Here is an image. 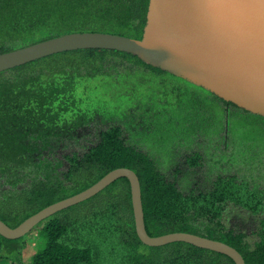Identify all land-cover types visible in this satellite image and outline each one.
<instances>
[{"label":"trees","instance_id":"trees-1","mask_svg":"<svg viewBox=\"0 0 264 264\" xmlns=\"http://www.w3.org/2000/svg\"><path fill=\"white\" fill-rule=\"evenodd\" d=\"M107 1L117 3V9ZM97 4L103 9H96ZM148 6L149 0H0V53L57 36L50 35L46 27L56 24L72 27L78 22L79 31H109L141 38ZM85 25L92 27L84 29ZM25 40L29 43L24 44ZM69 52H78L79 58H60ZM117 58L128 63H134V59V66L147 70L141 74V83L153 86L161 77L167 86L166 79L172 76L173 83H189L130 53L99 48L67 50L39 58L54 59L55 67L35 69L28 62L0 72V218L16 227L44 207L92 186L109 171L129 167L140 179L150 235L195 233L234 246L246 264H264V185L241 172L243 160L230 137L223 144V159L216 157L219 150L215 148L211 149L213 158L205 157L208 151L204 147L208 149L209 141L199 136L203 146L185 150L182 165L169 173L137 144L139 141L130 139V129L119 122L104 127L98 143L88 151L79 154L71 149L73 142L79 143V128L99 119L106 121L114 116L115 109L124 114L127 103L113 107L96 92L99 84L106 87L109 72L118 69L110 63ZM58 72L71 73L65 87L69 94L77 84L74 74L82 81L81 88H75L72 94L77 93V97L67 100L68 104L58 101V85L49 89L41 85L54 82L48 77ZM204 89V93L210 92ZM85 114L91 117L83 121ZM40 123L48 128L43 129ZM127 123L133 125L134 121ZM60 144L68 152L58 156ZM65 160L69 168L62 178L60 169ZM208 160L220 168L209 170ZM184 177L194 179L188 189L182 186ZM76 206L87 207V212L78 215L70 209L74 206L67 207L69 210L42 220L24 236L9 239L0 234V264H235L225 254L187 242L162 246L143 243L136 233L126 177ZM29 238L35 241L34 250L28 260H23ZM165 248L171 251L162 257Z\"/></svg>","mask_w":264,"mask_h":264},{"label":"water","instance_id":"water-1","mask_svg":"<svg viewBox=\"0 0 264 264\" xmlns=\"http://www.w3.org/2000/svg\"><path fill=\"white\" fill-rule=\"evenodd\" d=\"M91 48L130 53L264 117V0H149L141 38L72 31L0 53V72L55 53ZM121 177L129 180L135 229L143 243L187 242L246 264L238 249L220 240L183 231L150 235L140 179L129 167L109 171L92 186L44 207L16 227L0 218V234L9 239L24 236L45 218L87 200Z\"/></svg>","mask_w":264,"mask_h":264},{"label":"rangeland","instance_id":"rangeland-1","mask_svg":"<svg viewBox=\"0 0 264 264\" xmlns=\"http://www.w3.org/2000/svg\"><path fill=\"white\" fill-rule=\"evenodd\" d=\"M107 2L109 5L112 4L109 1ZM116 4L117 3L112 4L111 7H113V10L117 9ZM96 9L103 8L101 5L97 4ZM75 24L77 26L67 27L56 24L52 26L48 25L46 27L50 35H60L73 31L71 29L79 31L78 29H80V26L78 27V22ZM89 27L92 26L85 25L84 29H89ZM108 27H110V25ZM39 32L41 31L39 30ZM44 35L45 34H40L41 37ZM28 43L29 40L24 41V44ZM55 54L57 55V53ZM73 56L79 58V53L69 52L60 58L69 59ZM53 60L50 59L46 61L38 59L37 61L34 60L30 62H32V68L36 69V67L41 66H54L56 62ZM132 61H134V63L131 62L133 64L128 63V61H124L123 58L110 59V63L116 64L118 69L109 72V82L105 84L106 87L101 88V85L99 84V89L96 90V92L98 95H101L102 93V95L98 97L99 99L102 100L104 98L106 100H110L113 107L123 102L127 103L129 100L128 95L135 93L133 96L138 99H133L131 102H128L133 103L131 108L134 113H138L142 110V101L146 105H149L152 110L159 109L161 111L160 115L155 117L151 116V118L154 117L151 121L148 119L149 116L134 118V124L132 125L128 124L127 121H124L121 116L120 118L123 122L119 123L124 124L130 129L129 137L131 140L134 142L139 141L137 143L139 146L145 149V151H149L152 156L156 157L160 161L159 163L163 166L162 170L169 173L181 166L185 150L197 149L199 148L198 146H203L199 140L200 137H202L203 140L208 139L209 141L208 149L204 147L205 151H208V153L204 152L205 157H209L210 155L213 158L211 149L215 148L219 150V152L216 153V157L220 156L224 159L223 156L225 153L223 151V144L224 141H227L228 136L230 137L229 141L236 145L238 152H240V158L243 160L241 172L251 174L253 178L259 179L264 185V117L255 116L253 113L246 112L234 106H231L229 110H226L224 108V103H222L221 100H218V98L208 94L207 92H205L206 94H202V92H200V94L197 95L193 94L189 88H182L180 91L176 89L174 84L172 88H169L168 83H171V81L166 79V81L168 80V83L167 86H165L163 84L165 82H163L161 77H158L156 84L153 86L147 83H141V77H143L141 74L143 71L147 72V70L137 68V66H134L137 65L135 63L137 61L134 59H132ZM71 76V73L60 72H58L57 75H50L49 77L44 76L53 79L54 82L41 85H43V88L46 89H49L47 87L50 85L52 87L58 85L60 88V91H57L56 93L58 101L68 104L67 100L75 97L72 95L74 94V89H80L81 87L79 85L82 82L81 78L74 74L73 82H76L77 84L71 90L72 94H69L65 87H68V81L71 79ZM38 79L42 78L39 77ZM92 79L95 80L94 77ZM137 89H140V91ZM108 91H111V93L109 94ZM161 91H166L169 94L176 96V99L179 97L180 100L178 99V108L180 110H173V108L169 105V102L161 100L163 99V96L160 98ZM166 107L168 109H164ZM185 112H187V114ZM169 117L175 118L178 123L175 124L174 119H170ZM98 122L92 121L89 125L82 127V129L79 128L77 132V135L80 138L79 143L74 144L73 142L71 149L77 150L79 154H82L86 150L88 151L90 146L98 143L100 132L104 127L112 126L114 123H118L116 118L113 116L106 119V121L99 119ZM40 124L43 125V129L48 128L47 125L43 123ZM59 126H61V124H59ZM124 135H127V133H124ZM144 136H146V138H144ZM60 145L61 146L58 149L60 152L56 154L58 156L68 152L67 148L63 147V144ZM227 145L232 146L229 143H227ZM68 149H70V147ZM208 162L209 170L210 167L213 170L214 168H220V165L216 163L212 164L213 161L208 160ZM235 164L236 166L239 165L238 163ZM68 168L69 164L67 160H65L60 169V175L62 178L64 177V172L68 170ZM212 173L213 171H211V174ZM192 180L194 179H191V177H184L181 180V183L183 184L182 186H185L184 188L188 189L193 184ZM72 206H70L72 207L70 209L78 215L87 212V210H85L87 207H77L76 204ZM68 208L63 210H69ZM26 245L27 247L23 251V260H28L30 258L31 252L34 250L35 241L32 238H29L26 241ZM170 251L171 250L169 248L162 250V257H167ZM13 264L20 263L16 261Z\"/></svg>","mask_w":264,"mask_h":264},{"label":"flooded vegetation","instance_id":"flooded-vegetation-1","mask_svg":"<svg viewBox=\"0 0 264 264\" xmlns=\"http://www.w3.org/2000/svg\"><path fill=\"white\" fill-rule=\"evenodd\" d=\"M171 74V73H170ZM173 75V74H172ZM175 76V75H174ZM177 77V76H176ZM179 78V77H178ZM175 78L172 76V77H169V79L168 80H170L171 81V83H169V88H172L173 87V84L176 86V89L177 90H180L181 91V89L182 88H189V90H191V92L193 93V94H200V92H202V94H206V93H204L203 91H202V87H200V86H196V85H194V84H192V83H187V82H184V83H173V81L172 80H174ZM102 88V87H101ZM205 90V89H204ZM131 92H132V90H131ZM75 93H76V91H75ZM108 93L110 94L111 93V91H108ZM102 94V93H101ZM135 93H132V95H128V97H129V100H128V102L130 101H132L133 99H138V98H134V95ZM208 94H210V95H212V96H214L215 97V95L214 94H212L211 92H208ZM75 96V98L77 97V93L74 95ZM162 96H163V99H161V100H163V101H165V102H169V105L173 108V110H177V108L179 107V104H178V99H176V96H174V95H172V94H169L168 92H166V91H161V97L160 98H162ZM178 98V97H177ZM219 100V99H218ZM127 102V104H126V110L124 111V114L122 115L120 112H119V110L118 109H115V110H113V113H115V114H113L112 113V115H114L113 117L114 118H116V121L117 122H123V121H121L122 119H124V121H134V118H140V117H147V116H149V118L148 119H150V121L155 117V116H158V115H160L161 114V111L159 110V109H155V110H152L150 107H149V105H146L143 101H142V106H141V109L142 110H140L138 113H134V111L132 110V108H131V106L133 105V103H128ZM222 102V101H221ZM123 103H125V102H123ZM122 103V104H123ZM162 103V102H161ZM222 103H224V102H222ZM163 104V103H162ZM125 106V105H124ZM230 107H231V105H228V104H225L224 103V108L226 109V110H229L230 109ZM164 109H168L167 107L166 108H164ZM179 109V108H178ZM122 116V119L120 118ZM151 116H154L153 118H151ZM178 116V115H177ZM85 119L83 120V121H85L86 119H90V117L91 116H88L87 114H85ZM176 123H178V121H175V124ZM84 127V126H83Z\"/></svg>","mask_w":264,"mask_h":264},{"label":"clouds","instance_id":"clouds-1","mask_svg":"<svg viewBox=\"0 0 264 264\" xmlns=\"http://www.w3.org/2000/svg\"><path fill=\"white\" fill-rule=\"evenodd\" d=\"M188 81V80H187ZM191 83V82H190ZM193 84V83H192ZM195 85V84H194ZM197 86V85H196ZM201 87V86H200ZM209 91V90H208ZM211 92V91H210ZM212 94H214L213 92H211ZM219 100H221L222 101V99L220 98ZM223 101H225V100H223ZM222 101V102H223ZM228 102V101H227ZM231 103V102H230ZM233 104V103H232ZM236 106V105H235ZM236 108H240V107H236ZM240 109H242V108H240ZM242 110H244V109H242ZM244 111H246V110H244ZM246 112H248V111H246ZM249 113H251V112H249ZM254 114V113H253Z\"/></svg>","mask_w":264,"mask_h":264}]
</instances>
